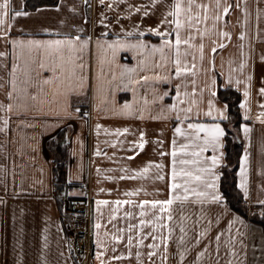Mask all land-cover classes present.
I'll use <instances>...</instances> for the list:
<instances>
[{"label":"crops","instance_id":"0c3cea01","mask_svg":"<svg viewBox=\"0 0 264 264\" xmlns=\"http://www.w3.org/2000/svg\"><path fill=\"white\" fill-rule=\"evenodd\" d=\"M171 2L172 0H156L153 5L149 0H104V5L101 6L99 0H87V4L85 0H57L53 4H43L31 9L26 8L25 0H9V15L6 23L0 25V30L9 33L8 36L0 35V52L8 53L0 56V104H8L7 93L13 92V109L7 129L2 127L3 121H0V264H75L70 230L66 227L67 219L59 208V198L54 189L56 166L63 170L64 192L82 196L88 186V194L92 200V240L96 253L101 250L96 243V221L100 220L102 224L99 230L100 239L106 240L103 235L105 229L112 231V223L124 227L126 222L122 212L131 209V205H121V215L109 222L108 213L116 206L114 203L101 205L100 212H97L98 198L110 202L118 198L167 199L172 182L173 138L175 136L177 147L187 138L175 133V127L181 123L183 114L178 119L165 106L173 102L181 103L175 97L176 85L182 83L186 85L189 93L193 87L203 90L193 96V100L199 105V115L196 113L197 103H193L189 123H221L226 129L224 145L228 129L227 119H214L217 115L215 111L212 116H206L208 100L214 101V109L223 108L227 103L220 98V89L231 88L240 93L241 125L249 124L251 131L246 137L241 125L238 129L242 153L236 171V184L248 212L264 217L261 215L264 205L260 203L264 201V121L256 119L261 103L264 102V94L259 91L264 87V60H261V56H264V0H224V3L232 4V9L223 14L217 27L220 32H230L231 37L225 39L212 35L211 32L209 36H205L203 60L198 50H193L194 58L192 52L187 57L191 61L189 66L195 69L194 73H188L181 78L173 75L167 80L138 79L154 73L162 76L167 74L159 66L162 63L160 53H153L150 47L152 43H160L157 34L144 32L141 27L140 32L144 34L140 35L136 28L141 23L144 27H156ZM109 4L113 7L109 8ZM128 5H143L151 11L147 16L143 12L122 16L121 13L128 10ZM16 12L22 14L16 15ZM101 13L104 14L103 17ZM102 19L105 23H100ZM207 23L211 30L213 21L209 19ZM163 27L168 25H162ZM122 28L128 34L121 31ZM80 29H83L85 37H92L90 47L82 54L85 71L89 76L88 87L86 92L71 94L68 107L71 115H65L62 99L52 100L53 90L50 87H46L47 98L42 97V103L32 98L31 94L37 89L34 84L29 83L25 69L29 70L34 79L43 50L34 53L26 44H17L13 49L11 40H48L63 38L65 35L77 36ZM241 31L245 32L243 38L239 35ZM117 35L129 41H149L148 51L120 49L115 62L110 65V52L106 53L103 47L98 48L96 39L111 41ZM217 41L223 47L217 48L213 53L211 49ZM195 42L199 43V38ZM165 55L174 60V53L166 52ZM145 59L146 66L137 67L136 73L131 76L132 80L137 81L136 84L127 85L126 79L121 82L119 73L124 70L117 65H143ZM242 62L244 66L241 69L239 65ZM14 63L17 65L14 72L15 89L12 85ZM168 70L174 73V66L169 64ZM39 71L43 76L52 74L50 69ZM101 71L102 74H99ZM112 72L117 74V78L110 84ZM229 74L231 80L228 78ZM191 81L196 83L192 84ZM205 85L208 87L205 88ZM153 90L156 94L167 92L168 95L164 96L163 101L154 99ZM183 91L182 87L181 92ZM145 97L147 104L144 103ZM246 98L250 110L247 116L241 103ZM125 101L134 102L133 114L122 113ZM188 106L186 102L182 105L183 108ZM5 115L0 109V117ZM184 127L188 130L186 125ZM117 128H128L129 131L118 133L115 131ZM142 131L147 143L143 149H133L130 145L140 139L139 133ZM245 150L249 155L243 165L245 172L241 175V158ZM133 151L136 152L135 156L132 155ZM223 152V163L216 166L220 173L218 188L222 200L207 197L201 203L194 197L184 199L183 188H180L179 198L172 205L171 224L174 231L168 242L167 252L164 253L167 257L166 264H228L230 260L233 264H264L263 225L236 212L224 199L220 180L221 169L225 164V146ZM211 155L212 150L208 149L205 156ZM191 158V153L178 152V167L182 166L179 165L180 160ZM150 160L163 161V165L159 170L154 165L147 174L131 171L146 166ZM160 173H163L162 179L158 178ZM242 180L245 185L243 188L240 186ZM179 183L178 180V185ZM77 186H83L84 189ZM193 187H196L195 183ZM140 188L146 191L126 195L128 189ZM154 189L162 191L154 192ZM137 220L138 217H133L128 222L136 223ZM229 221H232L230 229ZM181 223L184 225L183 239ZM205 229L207 231L200 243L195 244L196 237ZM144 230L147 232L152 229L145 226ZM217 233H221L219 255L216 248ZM230 237H236L232 241V246L236 249L234 255L229 244L225 243ZM240 240H243V245L239 243ZM150 243L152 240L148 237L140 248L133 245V253H142L139 260L133 255L124 256L119 262L109 261V257L119 255L118 251L111 250V246L104 259L108 264H165L161 257L163 248L150 249ZM126 245L127 240L120 242V250L126 252ZM205 245H209L208 251L197 259V253ZM184 249L186 253L181 260L180 254ZM152 251L155 254L150 261L147 253ZM95 264H99L97 256Z\"/></svg>","mask_w":264,"mask_h":264},{"label":"snow or ice","instance_id":"6c2138e0","mask_svg":"<svg viewBox=\"0 0 264 264\" xmlns=\"http://www.w3.org/2000/svg\"><path fill=\"white\" fill-rule=\"evenodd\" d=\"M153 5L156 4V0H149ZM101 6L104 5V0H99ZM85 4H87V0H85ZM239 7V5H236ZM109 8L113 7L112 4L108 5ZM232 9V4L224 3V0H172L170 4L167 5L165 12L163 13V18L160 20L159 24L156 27L147 26L144 27L141 23L137 26L136 31L143 35L144 32L147 33H156L157 38L160 40L159 44L152 43L150 45L151 51L153 53L159 52L162 63L159 65L161 68H164L167 72L166 75H160L159 73H154L152 76L145 75L143 77H139L138 79H142L144 81L152 80H167L170 79L173 75L176 78H181L183 75L188 73H194V67H190L191 61L187 59L190 52L193 54V58L195 56L193 50H198L200 53L201 60L204 58V37L209 36L210 32L212 35L217 37L222 36L225 39L231 37V33L228 31L220 32L217 27V23L221 21L223 18V14H227ZM222 10V11H221ZM151 9L145 8L143 5H128V10L122 12L121 15L131 16L132 12H143L145 16L149 14ZM10 12L9 0H0V25L6 23V18L8 17ZM245 13H247V8H245ZM22 13L16 12V15H21ZM26 14V13H23ZM103 17V13L100 14ZM260 8L257 7V17L259 18ZM171 17V19L169 18ZM211 19L213 24L211 25V30L208 26V20ZM247 19V15L245 16ZM87 20V17H85ZM100 23H105L102 19ZM227 23V21H225ZM162 25H168V27H163ZM203 25V27H201ZM144 28V32H140V28ZM195 30V31H193ZM127 33L126 29H121ZM174 33V38H173ZM108 34V33H105ZM0 35L8 36L9 33L3 30H0ZM240 37L243 38L245 36V32L241 31L239 33ZM199 38V43L195 41ZM92 37H85L83 34V29L79 30V34L77 36L65 35L63 38L58 39H30L27 41L24 40H11L13 45V49L17 44L24 46L25 44L29 47L30 51L34 53H39L43 50V56L40 59L39 64L37 65V71L35 74V78L30 75L29 70L25 69L26 78L29 80L30 84H34L37 91L32 93L33 100L41 101V98H47L46 87H50L52 92V100L62 99V110L65 115H71L68 111L69 107V97L74 92H86L88 87L89 76L86 74V65L83 59V53L86 49H88L91 45ZM149 41L145 40H136L129 41L126 39H121L120 35H117L114 40L101 41L99 38L96 39L97 47H103L106 53L111 54V58L108 61L109 64L114 63L117 57V53L120 49L128 48L134 50H140L141 52L148 51ZM223 47V44L218 41L212 47V52L215 53L217 48ZM174 53V60L170 58L169 55H165V53ZM8 55L7 52H0V56ZM35 59V56H33ZM261 60H264V56H261ZM103 64V62H101ZM147 60L145 59L143 65L130 66V65H117L118 68H122L124 71L119 73V77L121 78V82H124L126 79L127 85H134L137 83L136 80H132L131 76L136 73L137 67L146 66ZM172 64L174 66V73L168 70V65ZM214 64V60H213ZM244 66V62H242L239 67L242 69ZM17 65L13 64V79L12 85L13 89H15L16 80H15V69ZM40 69H50L51 75L43 76ZM111 71V68H110ZM102 74V71L101 73ZM117 78V74L112 72L111 74V84L112 81H115ZM229 80H231V74H229ZM190 83L195 84V81H191ZM184 88V91L181 92V88ZM208 85H205L207 88ZM27 86H25L26 91ZM212 88H215V84L213 83ZM154 91V99H159L163 101L164 96L168 95L167 92L162 94H156ZM202 92L203 90L198 89L197 87H193L191 89V93H189L185 84H177L176 85V101H181L180 104L173 102L170 105H166L165 108L170 110L172 113L176 114L179 119L181 113L183 114V119L181 123L177 124L175 127V133H179L181 136L186 137L187 139L183 144H180L177 147V141L175 136L173 138L171 156H172V167H171V177L172 182L169 185V195L167 199H116L114 202H110L107 199H97V212H100L101 205H106L110 203L115 204V208H112L108 213V220L112 222L115 218L121 215V205H131L130 210H124L122 212L123 217L125 218V226L119 227L116 223H112V231H108L105 229L103 235L106 237V240L100 239V229L102 227L101 221L97 220L94 227L97 230L96 235V243L98 246V250L96 253L99 264H108V261L104 259V256L109 250L111 246V250L113 252H119L118 256L109 257V261L115 260L119 262L124 256L132 257L136 256L137 260L140 259L142 253L140 251H136L133 253L132 248L135 245L137 248H140L145 244V240L148 237H151L152 243L148 245L150 249L159 250L163 248V252L161 253L162 260L165 261L167 257L164 253L167 252L168 242L171 239L172 233L174 231L171 221L173 220L172 215V205L173 202L178 199V193L180 188H183L184 199L189 197L196 198L199 202H203L204 198L211 197L212 200H222V196L219 192L218 181L220 178V173L217 170V164L223 163V148H224V136L226 129L225 127L219 123H204V122H191V113L193 111L192 105L193 103H197L196 113L199 115V105L198 102L193 100V96L198 92ZM211 91V90H210ZM260 93L264 94V87L260 88ZM133 92H135V88H133ZM9 97V103L4 105L0 104V109H2L6 115L4 117H0V121H3L2 127L7 129L10 114L13 109L12 96L13 92L10 91L7 93ZM51 102V101H49ZM187 103L189 106L187 108H183V103ZM213 100H208V108L206 112V116H212L213 111L217 113L214 119L219 120L221 118L227 119V104L223 108H213ZM133 103L125 101L122 106L123 114H133ZM144 103L147 104L148 100L145 97ZM242 106L245 107V115L247 116L248 111H250L247 107V98L245 101H242ZM256 119L264 121V102L261 103V110ZM184 125L187 126L185 129ZM99 128L100 126L97 125ZM245 136L248 137L251 131V126L247 123H243L241 125ZM190 130V131H189ZM116 132H128V128H117ZM203 133V135H202ZM140 139L137 141H133L130 147L135 149L139 147L143 149L144 145L147 143L145 139V133L142 131L139 133ZM158 142V141H157ZM211 149L212 155L210 157L205 156V152ZM99 151V150H98ZM191 153V159H183L177 162V153ZM133 156L136 155V152L133 151ZM163 156L164 153H161ZM248 152L245 150L244 156L241 158V175L245 172L244 162L248 159ZM156 166L157 169L163 165V161H148L146 166L141 167L139 169H132L133 173L139 174H147L149 169L153 166ZM127 169V166H125ZM99 170V168H98ZM110 179H115V177H109ZM160 179L163 178V173H160ZM178 180L180 181L178 185ZM195 183L196 187H193ZM242 188L245 186L243 180L241 181ZM200 188L204 190L201 191ZM100 191H104V189H100ZM107 191H112V189H107ZM146 191L143 188L140 189H128L126 195H136L139 192ZM154 192H160L162 189H154ZM247 194V193H246ZM262 205H264V201H260ZM137 205L139 210L137 211ZM261 215H264V209L261 210ZM151 216L149 219L148 217ZM133 217H138L136 223L128 222ZM232 221H229V229L231 228ZM145 226L150 227L151 231H145ZM139 229V231H137ZM165 230L167 235H165ZM207 229L200 233V236L196 237L194 243L199 244L200 239L205 235ZM184 225L181 223V239L184 238ZM239 232V230H238ZM220 235L221 233H217L216 235V248L217 255H219L220 248ZM139 237V238H137ZM236 237H230L225 243L229 244L231 247V251L233 255L236 252L235 247L232 246V241H234ZM127 240V251L120 250L119 244L120 242ZM239 243L243 245V240H240ZM209 245H205L204 249L197 253V259L202 257L206 251H208ZM186 253V249L181 251L180 259L183 260L184 255ZM155 254V251L147 253L149 260L151 261V257ZM228 264H233V261H229Z\"/></svg>","mask_w":264,"mask_h":264},{"label":"trees","instance_id":"16d2710c","mask_svg":"<svg viewBox=\"0 0 264 264\" xmlns=\"http://www.w3.org/2000/svg\"><path fill=\"white\" fill-rule=\"evenodd\" d=\"M56 1L57 0H25L26 8L31 9L43 4H53ZM219 96L228 104L225 164L221 169L222 175L220 180V187L224 199L233 210L253 222L261 223L264 227V217L254 212H248L247 205L245 204L242 194L236 184V171L242 153V144L238 135V129L243 122L239 110L240 93L231 88L220 89ZM62 171L63 170L57 166L54 168V189L59 198V206L61 201L60 196L65 194V181L63 179Z\"/></svg>","mask_w":264,"mask_h":264},{"label":"built area","instance_id":"2783aa9c","mask_svg":"<svg viewBox=\"0 0 264 264\" xmlns=\"http://www.w3.org/2000/svg\"><path fill=\"white\" fill-rule=\"evenodd\" d=\"M77 188L84 189L83 186ZM85 190L86 193L78 197L67 191L61 201V209L67 219L66 227L72 239L75 264H95L96 259L92 240V200L88 190Z\"/></svg>","mask_w":264,"mask_h":264},{"label":"rangeland","instance_id":"374dc122","mask_svg":"<svg viewBox=\"0 0 264 264\" xmlns=\"http://www.w3.org/2000/svg\"><path fill=\"white\" fill-rule=\"evenodd\" d=\"M86 189L88 190V186L86 187ZM60 208V207H59Z\"/></svg>","mask_w":264,"mask_h":264}]
</instances>
